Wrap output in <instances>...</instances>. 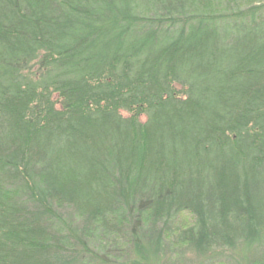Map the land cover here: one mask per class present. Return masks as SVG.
Returning <instances> with one entry per match:
<instances>
[{"label":"trees","instance_id":"trees-1","mask_svg":"<svg viewBox=\"0 0 264 264\" xmlns=\"http://www.w3.org/2000/svg\"><path fill=\"white\" fill-rule=\"evenodd\" d=\"M202 2L0 0V264H264V3Z\"/></svg>","mask_w":264,"mask_h":264},{"label":"rangeland","instance_id":"rangeland-1","mask_svg":"<svg viewBox=\"0 0 264 264\" xmlns=\"http://www.w3.org/2000/svg\"><path fill=\"white\" fill-rule=\"evenodd\" d=\"M202 3L197 4V8H207L216 13L230 12L246 9L249 6L264 3V0H202ZM177 222L180 226H188L193 223V216L189 212L179 214Z\"/></svg>","mask_w":264,"mask_h":264}]
</instances>
